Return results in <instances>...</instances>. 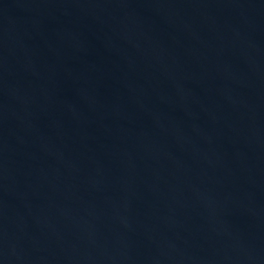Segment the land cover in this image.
I'll return each mask as SVG.
<instances>
[{
    "label": "water",
    "instance_id": "95a60500",
    "mask_svg": "<svg viewBox=\"0 0 264 264\" xmlns=\"http://www.w3.org/2000/svg\"><path fill=\"white\" fill-rule=\"evenodd\" d=\"M0 264H264V0H0Z\"/></svg>",
    "mask_w": 264,
    "mask_h": 264
}]
</instances>
